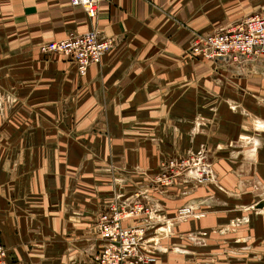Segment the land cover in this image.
Returning <instances> with one entry per match:
<instances>
[{
    "label": "crops",
    "instance_id": "0c3cea01",
    "mask_svg": "<svg viewBox=\"0 0 264 264\" xmlns=\"http://www.w3.org/2000/svg\"><path fill=\"white\" fill-rule=\"evenodd\" d=\"M263 12L264 0H101L92 19L70 0H0V242L8 264H97L100 213L135 191L162 202L171 219L179 206L196 214L155 230L158 264L171 248L190 255L211 244L222 260L229 242L231 259L215 264H243L240 250L264 264V55H189L195 34ZM95 28L114 46L86 75L40 50ZM191 154L211 166L210 182L188 173L152 189L149 176L162 162Z\"/></svg>",
    "mask_w": 264,
    "mask_h": 264
},
{
    "label": "built area",
    "instance_id": "2783aa9c",
    "mask_svg": "<svg viewBox=\"0 0 264 264\" xmlns=\"http://www.w3.org/2000/svg\"><path fill=\"white\" fill-rule=\"evenodd\" d=\"M73 6H81L88 16L96 19L101 0H70ZM114 40L104 37L95 28L82 34L43 43L44 53H59L77 64L86 75L93 64H100L104 55L112 49ZM190 58L214 60L224 56H244L257 59L264 55V12L253 14L227 30L214 33H197L189 51ZM208 170L206 169V165ZM210 165L201 155L191 154L183 158H171L161 171L152 176L156 184L171 187L183 173H197V184L212 180ZM178 178V179H177ZM144 191H135L126 200H116L102 211L97 219V230L103 249L96 254L97 264H158V239L152 236L155 230L168 221L162 209L149 205ZM196 216L191 206L179 208L176 221H185ZM134 221V223H131ZM0 264H8V250L0 242Z\"/></svg>",
    "mask_w": 264,
    "mask_h": 264
},
{
    "label": "rangeland",
    "instance_id": "374dc122",
    "mask_svg": "<svg viewBox=\"0 0 264 264\" xmlns=\"http://www.w3.org/2000/svg\"><path fill=\"white\" fill-rule=\"evenodd\" d=\"M3 93H5L4 91H1L0 94L3 95ZM2 115V107L0 106V116ZM168 160L162 162L161 164V169L164 167V164L167 162ZM161 171V170H160ZM159 171V172H160ZM212 171V175H213V170ZM158 172V173H159ZM156 173V174H158ZM154 174V175H156ZM183 174H188V173H183ZM195 177L197 176V173H195ZM154 175H150L149 176V182L151 183L152 185V189H155V190H159L161 189V186H159L158 184H156L154 182V180L152 179L151 180V177L154 176ZM178 179V178H177ZM149 203V205L151 206H154L156 208H160L162 209V207H164L163 203H158L156 201H147ZM161 204V205H160ZM186 206H189V205H186ZM180 207H184V206H179L178 209H177V212H176V215L173 219L169 218L166 216V220L168 221V223L173 220V221H176L175 219L177 218V216L179 215V208ZM185 221H188V220H185ZM184 221V222H185ZM189 222V221H188ZM230 231V230H228ZM213 232H210V234H212ZM152 236L155 237V239H157L155 233L153 232ZM215 238L214 234L211 235V239ZM230 238V237H229ZM228 238V239H229ZM194 239V238H193ZM196 243L197 244H200L199 243V237H196ZM212 243V242H210ZM240 244V247H243L245 246V244H243V241H240L239 242ZM226 246H223V249L221 250L223 253H222V260L221 258H219L218 256H216L214 253L216 251H220V249L214 247L213 244H211L210 248L209 249H203L201 248V246H194L190 251V255H183L182 252L183 250L182 249H174V248H171V250L169 252H171L169 255H168V258L162 260V263L161 264H215L214 260H211L212 258H217L219 260H221L222 262H226L227 261V258H230V242L227 243V244H224ZM247 256L245 253H242V251L240 250V254H239V257L238 259L240 260V262H242L243 264H245V262L249 263V261L247 260ZM231 259V258H230ZM243 260V261H242ZM254 262H256V264H259V259H253ZM261 262V261H260ZM249 264H253V263H249Z\"/></svg>",
    "mask_w": 264,
    "mask_h": 264
},
{
    "label": "bare ground",
    "instance_id": "6f19581e",
    "mask_svg": "<svg viewBox=\"0 0 264 264\" xmlns=\"http://www.w3.org/2000/svg\"><path fill=\"white\" fill-rule=\"evenodd\" d=\"M208 163V162H207ZM206 165V169L208 170V167H207V164H205ZM211 167V166H210ZM210 171L212 170V168L211 169H209ZM212 172V171H211Z\"/></svg>",
    "mask_w": 264,
    "mask_h": 264
}]
</instances>
